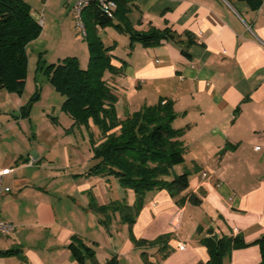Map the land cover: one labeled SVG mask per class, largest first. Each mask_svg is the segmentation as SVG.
Listing matches in <instances>:
<instances>
[{
  "label": "crops",
  "instance_id": "0c3cea01",
  "mask_svg": "<svg viewBox=\"0 0 264 264\" xmlns=\"http://www.w3.org/2000/svg\"><path fill=\"white\" fill-rule=\"evenodd\" d=\"M74 1L39 0L34 7L46 18L67 20ZM122 10L134 29L168 27L175 39L130 46L114 26L98 27L119 71L104 73L117 96V116L170 99L172 125L183 129L185 146L184 162L173 170H191L189 185L177 196L148 191L131 225L118 211L95 213L89 193L99 205L135 200L115 177L86 174L94 160L81 141L91 150L90 137H100L97 127L48 113L33 117L34 105H26L24 95L12 98L15 93L5 90L0 101L12 105L0 102V169L12 171L3 176L10 191L0 198V218L15 230L0 237V249L21 252L0 256V264H93L73 257L68 243L74 235L95 250L100 264L113 256L117 264H145L143 251L156 264H202L209 255L200 238L213 233L250 243L231 250L223 264L259 263L261 248L254 242L264 236V0L255 10L242 0H121ZM111 17L118 22L117 14ZM30 43L47 47L42 33ZM188 193L200 202L180 200ZM135 240L145 242L137 246Z\"/></svg>",
  "mask_w": 264,
  "mask_h": 264
},
{
  "label": "trees",
  "instance_id": "16d2710c",
  "mask_svg": "<svg viewBox=\"0 0 264 264\" xmlns=\"http://www.w3.org/2000/svg\"><path fill=\"white\" fill-rule=\"evenodd\" d=\"M114 1L116 9L113 13L118 15L117 23L113 21L112 15L103 14L95 3H91L82 11L84 40L89 54L86 68L80 67L75 56H68L48 65H45L39 56L37 69L46 74L49 82L64 97L61 108L73 119L74 125L88 129L92 123L99 130L98 140L90 137L94 163L86 174L113 176L122 188L131 189L135 195L132 205L124 201L99 205L89 193V208L95 213L106 215L118 211L122 221L131 225L148 191L165 189L172 196H177L187 189L190 170L185 169L179 174L173 170L175 165L184 162L185 146L180 139L183 129L172 125L176 113L170 99H159L157 103L144 105L122 118L117 116V96L104 73L116 74L119 71L112 62V46L103 43L98 34V27L114 26L119 32L128 35L130 46L134 42L157 45L164 39H175V34L168 27L150 28L148 31L134 29L124 18L123 10L120 12L121 0ZM242 1L253 10L262 2ZM86 12L88 18H83ZM41 28L26 1L0 0V90L21 96L28 66L26 48L40 35ZM182 52L185 53L184 50ZM39 96V91L36 90L26 105L36 101ZM26 108L27 106L22 108L23 112ZM185 198H189L193 203L200 202L194 193L185 194L180 200ZM169 236L162 235L150 241V244ZM134 242L135 245L142 246L145 241ZM200 243L206 247L209 255L208 260L202 264H223V258L228 256L231 250L250 244L240 235L215 233L200 238ZM254 243L259 244L261 248V260L257 264H264V236ZM68 248L79 262L90 259L93 264H100L95 260V250L80 237L72 236ZM162 250L167 251L168 245H163ZM20 252L18 248L0 249V256H20ZM141 257L145 264H156L149 261L144 251L141 252ZM104 264H117V259L113 256Z\"/></svg>",
  "mask_w": 264,
  "mask_h": 264
},
{
  "label": "rangeland",
  "instance_id": "374dc122",
  "mask_svg": "<svg viewBox=\"0 0 264 264\" xmlns=\"http://www.w3.org/2000/svg\"><path fill=\"white\" fill-rule=\"evenodd\" d=\"M36 1L39 0H31L33 4H31V7L33 6L32 13L38 22L41 20V17L44 19L42 20L41 33L42 37L47 40V47L37 49L31 43L27 45L29 58L26 80L21 95H24V98L29 100L36 90L39 91V98L33 103L28 104V106L34 105L32 109L33 117H39L42 113H48L52 114L56 119L63 118L66 121L71 117L61 108L64 97L49 82L46 74L37 69V55L38 52H41V59L44 61L45 65L52 62L56 63L68 56H75L80 67L86 68L89 56L88 48L84 36H82L80 30L76 27L75 21L71 16L68 15L69 17L67 20H64L57 18L54 14H49V18H46L44 11L42 12L40 9L41 7H34ZM84 16L85 14L83 15V18ZM0 93L9 94L5 90H2ZM11 97H19V94H12ZM0 102L1 105H12L11 102L9 104L2 100ZM118 113H120V108ZM70 127L71 125L67 128ZM69 132L72 133L71 131ZM81 143L83 144L84 149L88 152V155L92 157V151L89 149L88 143L84 141H81ZM190 172L192 171L190 170Z\"/></svg>",
  "mask_w": 264,
  "mask_h": 264
},
{
  "label": "built area",
  "instance_id": "2783aa9c",
  "mask_svg": "<svg viewBox=\"0 0 264 264\" xmlns=\"http://www.w3.org/2000/svg\"><path fill=\"white\" fill-rule=\"evenodd\" d=\"M91 3H95L103 14L112 15L116 8L114 0H75L71 9L76 27L80 30L82 36L85 35V27L82 21V11ZM42 24V20H40ZM12 171L11 168L0 169V198L10 191V187L3 185V176L5 173ZM15 230V225L11 221L0 218V237H6Z\"/></svg>",
  "mask_w": 264,
  "mask_h": 264
},
{
  "label": "water",
  "instance_id": "95a60500",
  "mask_svg": "<svg viewBox=\"0 0 264 264\" xmlns=\"http://www.w3.org/2000/svg\"><path fill=\"white\" fill-rule=\"evenodd\" d=\"M27 111H29V107H28Z\"/></svg>",
  "mask_w": 264,
  "mask_h": 264
}]
</instances>
